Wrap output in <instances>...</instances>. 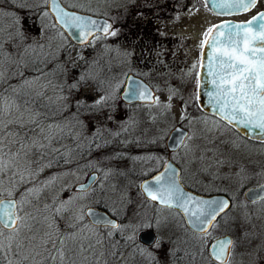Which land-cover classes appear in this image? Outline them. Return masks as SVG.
<instances>
[{
	"label": "rangeland",
	"instance_id": "rangeland-1",
	"mask_svg": "<svg viewBox=\"0 0 264 264\" xmlns=\"http://www.w3.org/2000/svg\"><path fill=\"white\" fill-rule=\"evenodd\" d=\"M63 1L69 9L98 13L108 19L114 13V27L117 24L115 20L119 16L130 14L133 10H140L139 23H142L141 21L145 24L148 23L147 31L151 35V41L154 39L156 42L149 49V46L140 41L138 44V38L135 41L131 38V42L127 41L125 46L114 45L112 50L111 37L107 38L105 46L99 39H96L89 48L76 47L60 34L45 33V30L52 28L53 25L49 17L41 16L38 13L40 34L37 49L34 51V59L37 63L44 51L52 52L59 61V67L55 70H43L44 65L40 68L37 67L33 77H29V79L40 76V80L36 81L30 88L25 89L36 98L35 107L31 108L33 112L47 110L49 117L47 121H44L45 127L50 121H56L54 109L59 110L58 122L68 134L60 144L55 146L59 147L62 152L68 151L69 154L66 157L67 163L55 164L54 162L52 167L45 168L36 177V180L32 181V183L40 181L42 184L45 180L51 179L53 176L56 177L53 183L43 188L38 194V198L29 197L31 203L25 206V212L21 215L29 212L34 213L37 208H41L46 203L50 204L53 200L63 201L69 212L65 213V219L60 223L67 225L75 222L74 217H82L79 221L82 232L78 231V240L87 247L89 242L95 243L97 239H100L102 244L97 245V250H104L109 246V238H105L108 229L96 231L90 227L84 219V209L100 205L106 208L111 215L122 220L121 224L129 223L128 205L131 194L140 181L137 177L147 172L144 171L143 167L151 170L160 165L159 156L152 153L160 151L159 147L150 146V143H163L168 131L176 125H180L188 131V137L182 151L174 156L181 169V181L185 183L184 185L192 186L203 193L224 190L233 193L238 188L240 180L231 176L235 174H232L233 171L229 166L208 167L210 160L201 162L196 158L203 154L199 148L194 147L192 152L188 151L190 145L201 148L218 146L219 152H217L216 158L219 159L221 153L225 151L226 143L222 142L225 141L230 143L228 154L232 163L240 160L238 162L244 164L249 159L257 160L260 157L257 155L258 153L244 149L239 142L235 143L230 138L232 137L231 132L225 126L216 129L217 120L202 118L203 115L196 110L198 107L195 101V93L191 92L192 88L196 86L193 79L195 74H189V70L199 57V44L203 38V33L221 19L210 14L204 8L201 0ZM29 2L31 3V0ZM147 9H149L148 12H146ZM22 13L24 14V10ZM9 18L7 17L5 21L10 20ZM230 19L242 21L246 20V16L241 14ZM4 27L6 30L9 29V26ZM178 35H184V37L179 40V45L174 47L170 39L172 36ZM95 49L100 50V52H94ZM96 56L98 61L91 60L92 57ZM5 69H7L6 66ZM129 73L138 77L143 76L155 90V96L159 97L160 100V104L155 105L156 108H162L165 104L171 105L170 108L164 107L165 115H161V118H158L156 122L153 120L150 121L151 123H146L142 106L131 109L118 102V95L126 75ZM77 76L87 78V80L77 84ZM70 83L75 86L67 87L66 84ZM42 84H48V87L42 88ZM37 92H43V95L38 96L36 95ZM170 95L171 100H169ZM101 96L108 97L105 104H114L112 101H116L112 111L106 116L100 112L99 106L92 107L94 101ZM78 102L86 103L89 107L81 108ZM182 113L188 119H180ZM16 115L17 113L14 112L12 118H15ZM27 115L26 112L25 116L27 117ZM41 118L46 120L43 115ZM116 122L118 123L116 124ZM93 139L96 140L97 147L101 149V152H103L104 147H112L114 148V156L116 152L121 153L124 160L121 162L113 159L114 171L111 166L103 169L105 165H103V161L99 164L84 162L81 151L83 148H90ZM150 139L152 141L149 143ZM210 141L214 143H210ZM145 144H149V146H144ZM147 152H150V155H147ZM103 155L104 153L101 157ZM208 156L211 157L212 153H208ZM106 162L108 163V161ZM224 169L225 171H223ZM138 170H142L143 173ZM92 171L99 173L97 185L86 194L73 192V187L81 183L86 175ZM212 172L217 174L214 180L210 179ZM28 186V184H22L20 189L23 190ZM240 211L241 206L238 205L230 213L231 217H236L234 224L225 222L224 225H218L213 231L220 235L229 234L236 241L230 264H258L261 258H258L257 255L259 243L257 240L264 239V229L244 225L240 219ZM157 219L163 222L165 220L164 225L169 222L174 224L171 215L167 212L158 213ZM36 227L42 228V224L38 223ZM156 228L158 229L159 226L155 227L156 232L158 231V237L168 238L167 232H160V229L157 230ZM245 229L250 233L248 239L253 241L237 239L242 230ZM183 232L185 234V230ZM29 235L30 233L26 230L21 233L22 238L25 239ZM82 237H86V239H82ZM121 238L123 241H118ZM190 238L201 241L195 236ZM213 238L215 237L212 235L203 237L205 256H207V249ZM110 240L117 241L121 246L126 244V237L119 233L111 237ZM166 242L168 244L167 252L174 251L175 247L170 245L171 241ZM127 248H123L126 255ZM85 255L88 256V259L83 260L82 264H93L95 257L92 253L87 252ZM78 259L82 258L78 257ZM126 264H130L128 255ZM206 264L208 263L206 262Z\"/></svg>",
	"mask_w": 264,
	"mask_h": 264
},
{
	"label": "snow or ice",
	"instance_id": "snow-or-ice-1",
	"mask_svg": "<svg viewBox=\"0 0 264 264\" xmlns=\"http://www.w3.org/2000/svg\"><path fill=\"white\" fill-rule=\"evenodd\" d=\"M203 2L209 10L217 11L221 15H231L249 12L258 0ZM3 4H7L10 10L5 9ZM16 9L24 10V15L36 10H39L41 16L54 14L57 23L62 27L76 29L81 43L89 42V37L94 40L115 37L119 31L107 20L101 23L90 16L66 11L59 0H33L31 4L29 0H2L0 17H10L13 22L8 30L0 26V85L9 78L5 75V64L19 67L24 61L22 58L16 59L17 53H27L29 49V45L25 43L27 34L24 31V15ZM55 26L54 24L53 27ZM199 47L200 55L197 62L191 65L189 74H195L193 79L197 89L201 87L200 70H204L211 78L208 83L213 90L206 93L207 99L209 106L223 122H217L215 128L236 126L258 130L264 134V12L245 22L234 24L226 21L207 28ZM205 48L210 51L205 53ZM40 78L37 76L25 79L17 85L0 87V264H82L83 260L88 259L85 255L87 252L95 257L93 264H126L127 255L123 248L129 246L135 248L138 254L154 259L149 249L162 246L159 238L153 236L150 242L141 246L136 241V233L145 227L160 226L162 221L158 219L145 218L119 224L113 220L98 218L94 224L108 228L105 238H109V246L98 251L97 245H101L102 240L89 242L87 247L78 240V231L82 232L79 226L82 217H74L75 222L67 225L60 223L65 219V213L69 212L63 201L53 200L52 203L37 208L34 213L21 215L25 212V206L31 203L29 197L38 198L43 188L53 183L56 177L53 176L42 184L40 181H32L45 168L52 167L54 162H68L66 157L69 152H62L55 146L67 136L65 128L56 121H50L45 127L41 113L31 110V94L22 92ZM41 87L47 88L48 84H42ZM36 95L42 96L43 92H37ZM127 95L134 100L149 102L146 104L148 107L160 104L159 97L154 96L147 86L137 85ZM203 95L205 93L197 91L195 100L202 103ZM107 99V96H101L94 101L92 107L105 104ZM78 104L81 108L89 107L86 103ZM163 106L171 107L170 104ZM14 112L17 115L12 118ZM180 119L185 120L188 117L182 113ZM194 147L203 153L197 159L201 162L210 160L208 167L223 166L224 161L216 158L218 146L201 148L190 145L188 151L192 152ZM208 153H212V156L209 157ZM22 184L29 186L21 190ZM140 187L146 199L170 209L181 210L201 236V244L204 243V236L212 235L209 226L215 229L218 226L217 217L230 207L227 199L205 200L185 193L169 165L165 166L164 172L154 176L150 182L142 183ZM257 199L264 200V197L258 194L251 196L253 203ZM38 223L42 224V228L36 227ZM25 230L30 233L26 239L21 236ZM117 233L126 237L125 245L121 246L117 241L110 240ZM249 237L250 233L245 229L237 239ZM235 247L236 241L230 238L218 239L209 249L212 262L230 264ZM170 255H174L171 250Z\"/></svg>",
	"mask_w": 264,
	"mask_h": 264
},
{
	"label": "flooded vegetation",
	"instance_id": "flooded-vegetation-1",
	"mask_svg": "<svg viewBox=\"0 0 264 264\" xmlns=\"http://www.w3.org/2000/svg\"><path fill=\"white\" fill-rule=\"evenodd\" d=\"M59 1L66 9L73 10V9L67 8L64 5L63 0H59ZM0 3H2V0H0ZM31 3H33V0H31ZM3 7H6L5 9H9V6L7 4H3ZM262 10H264V0H258L255 8L252 11H250L249 13L245 14L246 19H248L249 17L253 16L254 14H256ZM16 11H19V12H21L22 15H24L22 13L23 10L16 9ZM74 11H76V10H74ZM148 11H149V9H147L146 12H148ZM77 12H80V11H77ZM38 13H39V10H36L35 12H30V13L24 15V20H25L24 31L27 34V40L25 41V43L29 45V49H28L27 53H23V52L17 53L16 59L19 60L22 58L24 63L22 65H20L19 67L16 66L15 67L16 69H14V71H13L14 73L12 72L17 77V79L13 83V85H17L21 81H23L25 79H29V77H33V75H34V71L36 69L35 66L37 64L36 60L34 59V51H35V49H37L38 38H39V34H40V30L38 27ZM81 13H86V14L96 16V17H103L107 21H109L111 24H112V20L114 18V13L110 19H108V18H106V17H104L98 13L97 14L96 13H90V12H81ZM145 13H143V14H145ZM140 15H141L140 10H133L130 14H127V15L125 14L121 19L119 17L118 19L115 20V22H117L115 28L119 29L118 34L122 33V30L124 28H129L127 31L128 34L124 36V37H127L126 40L128 42H131L130 41L131 38L134 41L138 38V44L140 41V42L144 43L145 45L149 46V49H151L150 46L151 45L154 46V43L156 42V40L153 39L151 41V35L147 31L148 23L145 24L143 21H141L142 23H139ZM48 17L50 18L52 25H54L50 15L47 16V18ZM6 18H7V16L0 17V26L4 27V26H9L12 24V22H13L12 18H9L10 20H8V21H5ZM54 32H57V33L59 32L61 36L66 38L64 33L62 32V30H60V28H58L57 26H55V27L52 26V28H50V29L47 28L45 30V33H47V34L48 33L49 34L54 33ZM97 35H99V34H97ZM183 37H184V35H178V36H172L171 37L170 40H171L172 44L174 45V47L179 45V40H181ZM93 40H94V38L91 37L88 44L85 46H81V48H89V46L93 42ZM67 41L69 42L68 39H67ZM111 49L112 50L114 49V37L112 38V41H111ZM94 52H100V50L95 49ZM29 62H31V64H30V68L32 69L31 72L28 71ZM129 74H131V73H129ZM142 80H144V79H142ZM123 85H124V83H123ZM122 88H123V86H122ZM194 88L195 87H193L191 90V92L193 94H194ZM22 92H28V91L26 89H23ZM154 92H155V90H154ZM31 97H32L33 101L36 100V98H34L33 95H31ZM25 98H27V97H25ZM18 102H20V101H18ZM118 102H120L125 107L140 105V104H127L126 105L120 100L119 95H118ZM115 103H116V101H114V105H115ZM33 106L35 107V102L34 103L32 102V104L30 105L31 108H33ZM131 113L132 112L130 111V116L132 115ZM205 116H207V115H205ZM132 117L133 116H131V118ZM207 117L210 118L211 116H207ZM211 118H212V120L215 119L213 117H211ZM215 120H217V119H215ZM112 121H113V118H112ZM218 122H220V121H218ZM117 123L118 122H116V124ZM176 126H180V125H176ZM180 127H182V126H180ZM225 128L229 129V131L231 132V136H232L230 138L233 139L235 143L239 142V144H242L244 149L254 151L255 153H258L257 154L258 156L260 155V157L257 160L256 159H252V160L249 159L244 164H240V162H238L240 160H236L237 162L232 163L230 160V155L228 154V152L230 150V143L225 144V146H224L225 151H223L222 155L219 156V159L222 158V160L224 161L223 166H226V167L229 166L232 169V171H233L232 174H235V175H231V176L240 180V183L238 184V188L233 193L232 192L228 193L225 190L224 191H214V192H210V193H203L202 191H200V193H198V192L192 190V188H194V187L184 185L185 183L183 181H181V169L177 165L174 156L182 151V147H183L184 143L186 142L187 138L184 141V143L178 149H176L175 151H172V152H168L166 147H165L166 139L163 143H158V142L152 143V144L150 143V146L152 145V146H157V148L159 147L160 151H157V152L154 151L152 153L155 156H159L160 165L157 168H154L151 170L143 167L144 171H147V172L145 174H143L142 176L140 174L137 177L140 181H139L137 187L134 188L133 193L131 194L130 202L128 205L127 217H128L129 222H135L137 220H143L145 218H147L149 220H153V219H157L158 213L167 212L171 215V218H172L174 224L169 222L168 224L164 225V222H165V220H164V222L162 221L159 228L158 229L156 228L157 230L160 229V232L161 231L164 233L167 232L168 238H165V239H162L161 237L157 236L158 231L156 232L155 227H152V228L145 227L143 229H140L136 233V241L138 244H140L141 246H145L148 242L151 241L150 238L145 240L144 238L140 237L142 233L148 232L151 237H153V236L158 237L162 246L160 248H150L149 249V251H151L153 253L154 259H150L146 255L138 254L135 251V248L129 246L127 248V251H128L127 255H128L130 264H157V262H158V264H182L184 245L185 244L189 245L190 243L197 241V239H192V238L189 239V238L183 237L184 236V232H183L184 230L186 232H188L189 234H192V235H196V234L191 233L185 227L182 216L178 212H176L172 209L157 206L156 204L150 202L149 200H146L142 196V193L139 190L140 183L143 180L151 177L153 174H155L159 170H161L162 166L167 161L172 162L179 169V181L188 190H190L196 194H200V195H204V196L223 195L229 200L230 207L228 208V210L225 211V213H223L217 219L218 225H222L225 222H228V223L232 222L234 224L236 217H234V216L231 217L232 215H230V213H231L233 208H236L239 205V206H241L240 219H241V221H243L242 223L244 225H249L252 227L254 226L256 228H259V229H264V200L257 199V201L255 203H253L252 201L246 200L244 197V194L249 189H255V188L262 186L264 184V142L261 143V142H256V141H252V140H247V139L241 137L240 135H238L233 129L227 127L226 125H225ZM167 135H168V133H167ZM166 138H167V136H166ZM146 145L149 146V144H145L144 146H146ZM246 146H248L249 148ZM81 154L83 156L84 162H86V163L99 164V162L101 163V161H102V157H101L102 152H101V149L97 147L95 139H93V143L90 144V148H83L82 149ZM147 155H150V152H147ZM115 156H119L121 158V160H124V159H122V155L120 152H116ZM221 156H223V157H221ZM138 171L140 173H143L142 170H138ZM223 171H225V169ZM91 173L97 174V178L92 183L91 187L86 192H83V193H79V192H76L74 190H73V192H76L79 194H86L97 185V182L99 180V173L96 171L89 172L82 182H85ZM211 175H212V177L210 179L214 180V178L216 177L217 174L212 172ZM89 208L102 211V212L108 214L112 219H114L116 221V223H119V224L122 223V220L117 219L115 216L111 215L107 211L106 208H104L100 205L96 206V207H87L83 211L84 219L87 222V224L90 227H92L93 229H95L96 231H101L103 229L107 230L108 228L103 227V226H93L88 222V220L85 217V211ZM221 217H223V219H221ZM213 230H214L213 228H210L209 231L213 232ZM224 235H229V234H223V235L219 234L217 236L212 235V237H215V238L212 239L211 243L216 238L224 236ZM196 236H199V235H196ZM229 236L233 240L232 236L231 235H229ZM118 241H123V239L122 238L118 239ZM166 241H171L170 245L175 247V250L172 251V252H174V255H170V253L167 252L168 244ZM245 241H253V240L252 239H246ZM257 241H259V243L257 245V255H258V258H261V260L258 264H264V239H258ZM206 255H207V258H208V261L210 262V264H216V263L212 262V260L208 256V254H206Z\"/></svg>",
	"mask_w": 264,
	"mask_h": 264
},
{
	"label": "water",
	"instance_id": "water-1",
	"mask_svg": "<svg viewBox=\"0 0 264 264\" xmlns=\"http://www.w3.org/2000/svg\"><path fill=\"white\" fill-rule=\"evenodd\" d=\"M201 1H202V4L204 5L203 0H201ZM61 7H63L66 11H69V12H74V13H77V14L83 15V16H90L93 19L99 20L101 23H103L106 20L103 17H96V16H92V15H89V14H86V13H81V12H77V11H74V10H68L62 4H61ZM204 8L210 14H212L214 16H217L219 18H222L221 21L217 22L214 25H218V24H221V23L226 22V21H230V22H232L234 24L235 23L245 22V21L251 19L253 16L257 15L258 13L264 12V10H262V11L256 13V14H254L253 16H251L250 18H248L247 20H244V21H234V20H232L230 18H232L233 16L241 15V14H231V15L224 14V15H221V14H218L217 11L209 10L205 5H204ZM254 8H252L250 11H252ZM249 12H247V13H249ZM243 14H246V13H243ZM50 17H51L53 23L58 28H60V30H62V32L64 33L65 37L69 40V42L72 45H74L76 47H81V46H85V45L88 44V42L87 43H81L80 42V40L78 39V34L76 32V29H74L72 27H69V26H63L62 27L59 23H57L54 14H51L50 13ZM99 35H102V34H99ZM90 38L91 37H89V40H90ZM208 51H210V49L205 48V53H207ZM199 55H200V53H199ZM200 75H201V87H200V89H197L196 86H195L194 93H196L197 91H202L203 93H205V95H203V97H202V103L195 100L196 101V105H197L198 109L200 110V112H202L204 115L211 116V117L217 119L218 121H220V117L216 114V112L213 110V108H211L209 106V102H208L207 95H206L207 92L213 90L211 84L208 83V81L211 78L206 75V72L204 70H200ZM137 85L147 86L150 89V91H152L153 95H155L154 90L144 80H142L141 78H139V77H137V76H135L133 74H128L126 76V78H125L123 88H122V90H121V92L119 94V98H120V100L124 104H126V105L127 104L146 105L147 103H149V102H145V101H138V100L131 99L127 95L128 92H129V90L131 88H135ZM221 123H223V122H221ZM227 127L233 129L238 135H240L241 137H243V138H245L247 140H252V141L261 142V143L264 142V134H261L258 130L253 131V130H250V129H244L243 127H236V126H227ZM187 136H188V131L186 129H184V128L180 127V126L173 127L168 132V135H167V138H166V141H165V147H166L167 151L168 152H172V151H175L176 149H178L184 143V141L186 140ZM166 165L171 166V168L174 170V172L176 173V180L180 184V186L182 187V189L184 190L185 193L191 194L193 196H196L198 198H202V199H205V200L227 199L223 195L204 196V195L196 194V193L188 190L179 181V169L172 162H170V161H167L162 166L161 170H159L158 172H156L155 174H153L151 177L143 180L140 183V185L142 183H145V182H150L154 178V176L159 175L161 172H164V169H165V166ZM96 178H97V174L96 173H91L88 176V178L86 179L85 182L76 184L74 186L73 190L76 191V192H79V193L86 192L91 187L92 183L95 181ZM140 185H139V190H140L141 193H143V190L141 189ZM262 186H264V184ZM262 186H259V187L255 188V189H249L248 191H246V193L244 194L245 199L248 200V201H251V196L252 195H255V194H258L259 196L264 197V188H262ZM142 196L145 198V195L144 194H142ZM146 200H149L150 202L156 204L157 206L164 207L162 205H159L157 202L151 201L150 199H146ZM164 208H167V207H164ZM168 209H170V208H168ZM172 210L178 212L182 216V219H183V222L185 224V227L191 233L196 234V235H199L198 232L189 223L188 218L183 214V212L181 210H178V209H172ZM226 210H228V209H226ZM85 217L88 220V222L91 225H93V226H101L99 224H94V222L98 218H101V217L104 220H113V221H115L108 214H106V213H104L102 211H99V210L92 209V208H89V209H87L85 211ZM219 217L220 216H218L217 219ZM210 228H211V226H209V230H210ZM140 237L141 238H144L145 240L148 239V238H150V240L152 239V237L150 236V234L148 232L147 233H142ZM228 238L231 239V237L229 235H224V236H221V237L216 238L210 244V246L207 249V254H208V256H209L210 259H211V256L209 255V249L211 248L212 244L215 243L218 239H228ZM214 263H216V262H214Z\"/></svg>",
	"mask_w": 264,
	"mask_h": 264
},
{
	"label": "trees",
	"instance_id": "trees-1",
	"mask_svg": "<svg viewBox=\"0 0 264 264\" xmlns=\"http://www.w3.org/2000/svg\"><path fill=\"white\" fill-rule=\"evenodd\" d=\"M124 15L125 14L119 16L120 19ZM112 24L114 26V18L112 20ZM128 29L129 28H124L122 30V33L117 34V36L114 37V45L120 44L122 46L123 45L125 46L127 44V40H126L127 37H124V36L128 34L127 33ZM55 33H57V32H55ZM57 34H60V33L58 32ZM111 37L112 36H109L107 38H111ZM107 38H101V39H99L104 46L107 44V42H106ZM91 60L98 61L97 60V56L96 57H92ZM58 62L59 61L57 60V57H55L52 52L48 53V52H45L44 51V53L40 57L39 62L37 60V64H36L35 67L36 68L37 67L40 68L42 65H44L43 70H47V69H49V70H55V69H57L59 67ZM30 64H31V62H29V64H28L29 72H31V70H32L30 68ZM5 66L7 68L5 75L7 77H9V78L7 79L6 83H4L3 85H0V87H7L8 84H12L13 85V83L17 79V77L13 74L14 73L13 71H14V69H16L15 67L17 65H15V64H7L6 63ZM39 70L43 71L42 69H39ZM99 70H101V69H99ZM98 71H97V73H98ZM79 77L80 76H77L76 77V80L78 79L77 80V84H81L82 82H85V80H87V78H81V77L79 78ZM139 77L142 78V79H144L145 81H147L143 76L140 75ZM72 85H74V84L73 83L66 84L67 87L68 86L71 87ZM32 102L34 103L35 101L32 100ZM112 102H114V101H112ZM35 104H36V102H35ZM194 105H195V103H194ZM98 106L100 107V112L102 114H104V116H106L107 113H110L112 111V108L114 107V104L108 103V104H105L103 106L102 105H98ZM139 106H142L144 108V120H146V123H151L153 120L156 122L158 120V118H161V115H165V112H166V110H165L164 107H162V108H156L155 106L148 107L146 105H134V106H131L130 108L131 109L132 108L135 109V108H138ZM106 108H108V110H106ZM196 110L198 111L199 114L203 115L202 118L205 117L206 119H211L212 120L211 117L209 118V117L205 116L204 114H202L201 112H199V110L197 108H196ZM54 111H55L56 117H57L56 122H58V117H59V114L58 113H59V110L58 109H54ZM40 113H41V116L43 115V117L46 119L44 121H47L48 120V117H49L47 110H42V112L40 111ZM201 115H200V117H201ZM119 134H121V133H119ZM151 141H152V139L149 140V143ZM154 142H156V141H154ZM103 153H104V155L102 157V161H103V165L105 164L103 166V169H107V168H109V166H111L112 170L114 171V160L115 161L116 160H119L121 162L123 161V160H121V158L119 156H114V148H112V147L111 148L104 147L102 154ZM106 161H108V163ZM118 163H120V162H118ZM120 165H122V163H120ZM192 190L200 193V191L197 190L196 188H192ZM187 233L188 232L185 231L184 238H189L191 236L192 237L195 236V237H198V238L201 239V236H196V235H192V234H189V233L187 234ZM212 235L217 236V235H219V233H214V231H213L212 232ZM186 253H190L191 255H186ZM182 262H183V264H206V262L208 264H210V262L208 261L207 256H205V254H204V247H203V244H201V241L200 240L199 241H194L193 243H190L189 245H187V244L184 245Z\"/></svg>",
	"mask_w": 264,
	"mask_h": 264
}]
</instances>
